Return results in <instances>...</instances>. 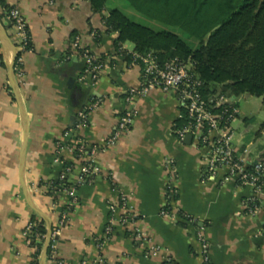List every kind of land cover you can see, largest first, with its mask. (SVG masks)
<instances>
[{
  "label": "crops",
  "instance_id": "0c3cea01",
  "mask_svg": "<svg viewBox=\"0 0 264 264\" xmlns=\"http://www.w3.org/2000/svg\"><path fill=\"white\" fill-rule=\"evenodd\" d=\"M4 1L19 10L32 46L23 53L22 76L15 74L28 117L30 202L20 172L24 123L9 71L14 30L0 19V264H42L46 239L37 255L26 230L40 221L34 215L46 228L47 222L33 206L50 220L52 230L65 216L56 253H47L45 264H166L167 259L200 264L198 229L209 244L212 264H264V198L251 214L247 201L252 191L240 186L238 176L226 171L210 176L201 143L192 135L178 138L175 129L184 109L175 91L154 89L137 96L133 105L126 102L128 90L143 83L142 68L129 60L134 43H119L104 18L117 9L153 30L176 32L128 0H105L103 12H94L89 0ZM75 38L106 66L94 84L79 81L84 64L75 56ZM131 109L130 129L108 145ZM81 114L87 123L79 126ZM254 120L240 111L242 132L233 121L234 148L246 162L264 160V146L258 144L264 132L259 128L254 139L249 137ZM88 160L97 173L77 187L73 201L57 184L66 164L65 179L75 184ZM169 205L172 216L163 215ZM152 245L162 253L148 255Z\"/></svg>",
  "mask_w": 264,
  "mask_h": 264
},
{
  "label": "trees",
  "instance_id": "16d2710c",
  "mask_svg": "<svg viewBox=\"0 0 264 264\" xmlns=\"http://www.w3.org/2000/svg\"><path fill=\"white\" fill-rule=\"evenodd\" d=\"M89 1L94 12L104 11L105 0ZM128 1L147 17L180 27L199 45L192 47L174 32L153 30L113 9L104 18V25L108 32L118 33L119 43L133 42L137 54L154 52L160 64L175 58L192 60L195 72L203 83L201 93L205 98L216 93L236 97L256 96L261 97L264 107V0ZM11 9L4 0H0V19L9 22L13 28L14 22L8 19ZM129 60L133 61L132 54ZM187 122V111L184 110L176 127H183ZM259 132H264V122ZM67 166H64L63 172ZM247 168L251 170L252 166L248 165ZM67 180L59 181V190L72 186ZM33 220H40L34 222L30 233L38 255L42 242L36 238L37 235H46L47 228L45 221L37 215Z\"/></svg>",
  "mask_w": 264,
  "mask_h": 264
},
{
  "label": "built area",
  "instance_id": "2783aa9c",
  "mask_svg": "<svg viewBox=\"0 0 264 264\" xmlns=\"http://www.w3.org/2000/svg\"><path fill=\"white\" fill-rule=\"evenodd\" d=\"M8 19L14 22L13 40L17 52L14 61L15 74L22 76V58L25 51L30 50V35L26 29V24L20 12L12 8ZM75 56L84 63V69L79 76V81L83 84H94L99 78L101 72L106 67L102 61L95 58L89 50L80 46L79 38L74 40ZM81 49H83L82 52ZM133 62L139 63L142 68L143 83L139 88H131L127 92L126 102L133 105V101L138 96L147 94L150 90L159 89L162 91H175L179 96L182 107L187 111L188 122L183 127H176L175 132L178 138L183 141L188 135H192L196 142L201 143L205 154L204 163L207 166L210 176H215L219 171H226L229 175H237L240 186L247 187L252 191V196L248 199L249 212L253 214L260 207L264 198V160L246 162L240 157L234 148L233 121L240 116L238 106V97L229 96L221 93L203 96L201 93L202 81L195 72V66L192 60L182 61L172 59L160 64L154 52L140 54L131 53ZM135 110L126 111L120 118L119 125L115 132L108 139V145H113L124 132H127L133 124ZM183 117V114H182ZM181 117V118H182ZM86 115L81 114L80 125L86 124ZM61 148H63L61 146ZM68 149L73 150L72 147ZM247 151V150H246ZM79 154L84 153V147L78 149ZM56 161H58L56 159ZM252 166L251 170L247 166ZM69 173L67 168L62 174L61 179H65ZM97 173L93 160H88L82 168V173L77 182L71 187L65 188V191L76 199L77 187L89 182L91 177ZM171 180V179H170ZM171 183L168 184L167 198L171 199ZM170 201H168V204ZM170 205L162 210V214L172 216ZM65 216L60 220L59 225L52 231L50 238V256H53L57 250L58 236L64 225ZM114 220H110L108 231ZM127 222V219H123ZM35 224L27 227L26 234L30 233ZM135 236L142 242H147V238L141 233ZM197 238L201 242V262L200 264H212L209 257V244L204 237L202 229H198ZM37 241L43 242L46 235H37ZM163 249L160 246L152 245L148 249V255H160ZM34 264H40L37 260ZM99 264H103L102 260ZM166 264H172L169 259Z\"/></svg>",
  "mask_w": 264,
  "mask_h": 264
},
{
  "label": "rangeland",
  "instance_id": "374dc122",
  "mask_svg": "<svg viewBox=\"0 0 264 264\" xmlns=\"http://www.w3.org/2000/svg\"><path fill=\"white\" fill-rule=\"evenodd\" d=\"M168 28L178 33L192 47H197L199 45V43L194 37L185 33V31L181 30L180 27L168 25ZM238 102L240 111L243 115L246 114L255 117L254 124L249 127V137L254 139L255 133L260 128V124L264 121V108L262 104V99L261 97H250L249 95H242L238 97ZM234 122L235 125L240 126V132L245 130V127L243 126L242 122H238L237 120ZM258 141L259 146H264V136H262L261 139H259Z\"/></svg>",
  "mask_w": 264,
  "mask_h": 264
},
{
  "label": "water",
  "instance_id": "95a60500",
  "mask_svg": "<svg viewBox=\"0 0 264 264\" xmlns=\"http://www.w3.org/2000/svg\"><path fill=\"white\" fill-rule=\"evenodd\" d=\"M16 57H17V52L15 50V46L13 45V56H12V61H11L10 65H9V71H10V77H11V82H12L11 85H12L14 94L16 96V99H17V101L19 103L20 113H21L22 121L24 123V140H23V144H22L21 170H20V172H21V180H22L24 192H25V195H26L27 199L30 202L28 189H27V185H26V181H25V159H26V149H27V143H28V117H27L24 105L21 102L19 86H18V83L16 82V79H15L14 61L16 60ZM190 137L191 136L189 135L187 138H190ZM31 206H33V205H31ZM33 208H35V210L41 216H43V218H45L46 222H47L46 244H45L43 255H42V264H45L46 263V258H47V253H48V248H49V245H50V238H51V234H52V231H53L52 230V223L50 222V220H48V218L46 217V215L42 211H40L39 209H37L34 206H33Z\"/></svg>",
  "mask_w": 264,
  "mask_h": 264
}]
</instances>
